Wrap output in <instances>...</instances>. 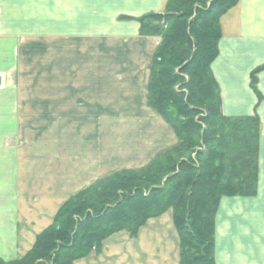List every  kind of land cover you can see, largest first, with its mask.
<instances>
[{
  "label": "crops",
  "instance_id": "1",
  "mask_svg": "<svg viewBox=\"0 0 264 264\" xmlns=\"http://www.w3.org/2000/svg\"><path fill=\"white\" fill-rule=\"evenodd\" d=\"M167 1L0 0V60L10 59L0 62L1 257L30 250L72 195L119 170L142 168L177 143L173 128L147 105L149 65L160 38L141 35L136 20L163 12ZM221 26L211 67L223 113L257 112L261 134L257 195L220 202L216 264H264V100L251 87L252 71L264 64V0H240ZM32 49L39 59L59 50V72L53 63L25 64L23 80L22 52ZM6 66L11 74L15 69L8 81ZM258 88L264 96V70ZM238 204L247 228L229 249L220 222L225 212L239 216ZM74 264H180L173 211L150 219L135 237L127 231L110 236L100 253Z\"/></svg>",
  "mask_w": 264,
  "mask_h": 264
},
{
  "label": "trees",
  "instance_id": "2",
  "mask_svg": "<svg viewBox=\"0 0 264 264\" xmlns=\"http://www.w3.org/2000/svg\"><path fill=\"white\" fill-rule=\"evenodd\" d=\"M239 1L168 0L163 12L136 19L141 35L160 38L149 65L147 105L173 128L177 143L142 168L115 172L72 195L34 247L9 264L45 258L74 264L100 253L116 233L137 236L168 210L180 238V264H216L222 198L256 196L259 185L260 116L225 115L211 67L219 56L221 19ZM263 70L264 64L251 73L259 102Z\"/></svg>",
  "mask_w": 264,
  "mask_h": 264
},
{
  "label": "rangeland",
  "instance_id": "3",
  "mask_svg": "<svg viewBox=\"0 0 264 264\" xmlns=\"http://www.w3.org/2000/svg\"><path fill=\"white\" fill-rule=\"evenodd\" d=\"M51 44V43H50ZM32 44L30 43L29 45H28V48L27 49H30V46H31ZM7 49H9V48H7ZM10 50V49H9ZM11 51V50H10ZM55 51H57V54H55L54 52ZM54 52H53V54H51L50 56H48V57H46L45 56V54H43V58H41V59H39L38 57H36V55H35V51L32 49L31 51H27V53H24V52H22V55H24V56H22V58H21V60L24 62V65L22 66V70H24V72L21 74V76H22V79L23 80H25V78H27L28 76H29V74H28V70H29V67H31V65H36V63L37 62H39V64L40 65H51L52 63H53V65H57L56 67H55V69L59 72V50H54ZM38 53H41V52H38ZM6 55L7 56H10L11 54H9L8 55V53H6ZM9 58H1V60H0V62L1 63H5V62H7V61H5V60H8ZM10 60V59H9ZM13 60V59H12ZM15 60H16V66H18V67H20V65H19V61H20V57H19V54L17 53V56H16V58H15ZM6 64V63H5ZM27 66H29L28 67V69H27V67H26V65ZM5 69H6V71H5V73H4V75H5V80L6 81H8L9 80V76L11 75L12 77L15 75L14 74V71H15V69H13L12 70V74H11V71H10V73H9V71H8V69H9V66H6L5 67ZM27 69V70H26ZM17 72L19 73V70H18V68L16 69V74H17ZM10 74V75H9ZM55 75H52L51 77H54ZM29 79V78H28ZM35 79H39V80H42V78L39 76V75H36L35 76ZM53 79V78H52ZM53 80H55V79H53ZM4 92L6 93V96H7V92H8V89L7 90H4ZM139 169V168H138ZM119 171H121V170H119ZM118 172V171H117ZM235 197H239V196H235ZM240 197H242V196H240ZM227 204H229L228 206L230 207V202L229 201H227ZM238 205H240L239 206V208H238V210H240V214H239V216H236L235 217V215H233V213L232 214H230V211L229 212H225L224 214H223V218H222V221L220 222V228H221V232H220V237L222 238V240L225 242V243H227V245L229 244L230 245V247H229V249L231 248V245L233 244V242H235V241H239L240 240V238L242 237V235L243 234H241V232H242V230H246V228H247V222H246V211L245 210H243V207H242V205L241 204H238ZM245 209V208H244ZM245 211V212H244ZM216 217H217V215H216ZM55 219V218H54ZM54 221V220H53ZM53 223V222H52ZM52 225V224H51ZM51 225H49L48 227H50ZM47 227V228H48ZM176 227V226H175ZM47 228H45V229H47ZM44 229V230H45ZM177 229V228H176ZM43 230V231H44ZM42 231V232H43ZM41 232V233H42ZM178 232V231H177ZM41 233H39L38 235H40ZM38 235H37V237H38ZM37 237H36V239H37ZM242 239H243V237H242ZM244 241H246V240H244ZM243 241V242H244ZM35 242H36V240H35ZM34 245H35V243H34ZM34 245H33V247H34ZM32 247V248H33ZM31 248V249H32ZM30 249V250H31ZM30 250H28L27 252H25L24 253V255L23 256H17V257H15V258H13V259H5V258H3V257H1L0 256V263L2 264V263H8V262H11V261H15V260H20L22 257H24ZM228 256H231V250H229L228 251ZM216 256V255H215ZM38 263H40V264H52V262L48 259V258H45V259H43V260H39L38 261ZM9 264V263H8Z\"/></svg>",
  "mask_w": 264,
  "mask_h": 264
},
{
  "label": "water",
  "instance_id": "4",
  "mask_svg": "<svg viewBox=\"0 0 264 264\" xmlns=\"http://www.w3.org/2000/svg\"><path fill=\"white\" fill-rule=\"evenodd\" d=\"M0 85H1V77H0Z\"/></svg>",
  "mask_w": 264,
  "mask_h": 264
}]
</instances>
